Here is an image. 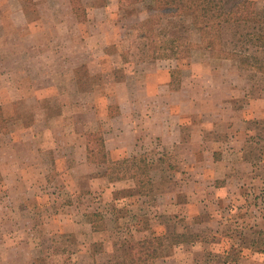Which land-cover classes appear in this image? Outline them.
<instances>
[{"label": "rangeland", "instance_id": "374dc122", "mask_svg": "<svg viewBox=\"0 0 264 264\" xmlns=\"http://www.w3.org/2000/svg\"><path fill=\"white\" fill-rule=\"evenodd\" d=\"M243 1L264 15V0ZM152 5L0 0V264H121L122 241L172 232L229 250L264 229V172L251 175L242 156L264 129V80L207 50L171 56L173 39L197 42L206 29L150 25ZM211 30L234 39L233 26ZM90 131L105 134L109 161L147 159L151 195L87 161ZM241 251L240 264H264L230 249Z\"/></svg>", "mask_w": 264, "mask_h": 264}, {"label": "trees", "instance_id": "16d2710c", "mask_svg": "<svg viewBox=\"0 0 264 264\" xmlns=\"http://www.w3.org/2000/svg\"><path fill=\"white\" fill-rule=\"evenodd\" d=\"M74 13L79 16L75 7ZM166 17L185 19L194 26L206 29L197 42L173 39L170 52L174 58L185 59L194 50H207L213 52L218 59L238 60L240 68L251 73L250 80L260 76L264 80V61L251 53L253 47L264 50V15L249 8L243 0H153V5L149 8L148 23L154 26ZM229 25L235 28L232 41H226L221 30H211L217 26L222 29ZM1 121L4 123L0 108V123ZM1 132L6 133V129ZM242 153L252 168L251 175L262 176L264 129L258 137L248 135ZM107 156L104 134L100 131L87 132L86 159L89 163L99 167L106 166V177L111 182L131 179L140 196L152 194L147 159L127 157L112 162ZM103 222V214L93 213L90 223L92 231L100 232L107 228V223ZM248 236L247 244L238 240L232 242L229 250L223 249L222 243L214 238L199 234L172 232L138 240L131 238L121 243V264H153L161 256L170 253L174 254L175 264H240L242 251L231 254L230 249L247 246L254 253L264 254V229L251 230Z\"/></svg>", "mask_w": 264, "mask_h": 264}, {"label": "crops", "instance_id": "0c3cea01", "mask_svg": "<svg viewBox=\"0 0 264 264\" xmlns=\"http://www.w3.org/2000/svg\"><path fill=\"white\" fill-rule=\"evenodd\" d=\"M124 120H126L124 117H122ZM149 118V117H148ZM130 125H132V126H130V129H131V131L133 132V134H136L137 133V131H136V125H134V124H130ZM169 126V125H168ZM167 126V127H168ZM169 129H171V128H169ZM138 130V129H137ZM122 132V130L121 131H119L118 130V133H121ZM104 137H105V134H104ZM105 140H106V138H105ZM106 147H107V143H106ZM260 255H262V256H264V254H260Z\"/></svg>", "mask_w": 264, "mask_h": 264}]
</instances>
